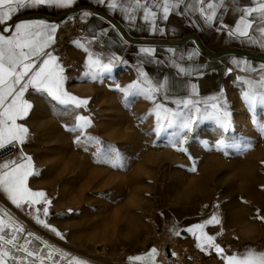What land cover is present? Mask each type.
Segmentation results:
<instances>
[{
  "label": "rangeland",
  "instance_id": "374dc122",
  "mask_svg": "<svg viewBox=\"0 0 264 264\" xmlns=\"http://www.w3.org/2000/svg\"><path fill=\"white\" fill-rule=\"evenodd\" d=\"M69 55L64 87L88 104L60 105L46 94L28 91L23 99L32 108L17 120L28 133L23 144L17 143L18 155L9 160L26 163L21 155L31 157L34 175L27 187L46 194L48 215L43 201L31 207L21 201L17 207L0 188V219L6 226L29 228L19 242L30 240L43 264H69L71 254L95 264H152L147 254L153 247L159 253L155 264H217L220 255L214 249L197 247L202 233L196 225L218 216L220 223L205 225L203 234L214 236L222 248L224 221L232 231L256 222L264 230V104L257 99L250 105L236 94L227 105V129L203 118V112L184 114L192 119L189 129L181 126L179 116L169 127L171 112L164 118L161 109L158 121L152 94L122 90L137 82L130 68L114 61L111 72H100L93 80L85 75L89 57L103 62L109 57L89 46L76 57ZM79 116L90 123L81 121L77 127ZM233 143L250 147H226ZM13 232L5 228L7 235Z\"/></svg>",
  "mask_w": 264,
  "mask_h": 264
},
{
  "label": "crops",
  "instance_id": "0c3cea01",
  "mask_svg": "<svg viewBox=\"0 0 264 264\" xmlns=\"http://www.w3.org/2000/svg\"><path fill=\"white\" fill-rule=\"evenodd\" d=\"M111 2L113 0H105L103 4L98 0H75L65 9L48 6L22 9L7 26L11 28L21 21L57 22L62 16H77L85 24V32L82 38L70 44V54L76 57L81 48L89 46L106 57L119 58L114 61L130 68L143 88L153 89L151 94L157 104L171 112L197 113L191 104L185 107L176 103L185 100L198 101L195 106L201 112L205 108L211 112L213 103L226 105L223 111L236 94L264 92L256 83L264 74V33L256 31L254 23L247 37L236 34L242 10L258 7L264 0H206L203 5L197 0H183L179 8L170 9L166 20L159 7L164 0H149L150 8L157 5L155 29L151 16L145 21L141 10L132 12L134 0H115L116 9L108 7ZM208 2L215 5L216 15L211 23L206 22L200 12L201 7L208 11ZM168 3L174 4L175 0ZM85 12L90 15L84 16ZM129 13L134 16L131 22L127 19ZM3 27L5 25H0ZM52 45L46 50L50 52ZM141 48H150L152 52L142 53ZM158 85L161 87L156 91ZM219 240L226 256L239 257L250 249L264 252V230L258 222L232 231L230 223L224 221ZM217 258V264H226L221 256Z\"/></svg>",
  "mask_w": 264,
  "mask_h": 264
},
{
  "label": "snow or ice",
  "instance_id": "6c2138e0",
  "mask_svg": "<svg viewBox=\"0 0 264 264\" xmlns=\"http://www.w3.org/2000/svg\"><path fill=\"white\" fill-rule=\"evenodd\" d=\"M183 0H175L174 4H169L168 0H164L159 5L163 10V19L168 18L170 9L179 8ZM201 5L206 3V0H197ZM75 3V0H0V25L5 27L0 28V149L5 148L7 145H14V143L23 144L27 136V127L18 124L17 120L27 116L29 110L32 108L31 103L23 99L25 92L29 88L33 89L36 93L46 94L51 100L57 102L60 105H72L79 108L82 105H87V99H81L75 95L70 94L64 87L66 77L64 76L65 68L58 62V58L46 49L54 42V36L58 29L57 22H45L43 20L37 22L21 21L15 23L11 28L7 26L8 22L12 20L13 16L22 9L37 8L40 6H48L56 9H65L71 7ZM98 3H105V0H98ZM135 7L132 8L134 13L137 9L143 13V19L145 21L152 17L153 28L155 29V18L158 13L156 11L157 5L149 7V0H134ZM111 9L118 7L115 0L108 4ZM187 7V5H185ZM215 5L212 2L207 3V10L204 7L200 8V12L204 14L206 22L211 23L215 17ZM254 13H258L254 16ZM90 13L85 12L84 16H88ZM127 19L131 22L134 16L129 13ZM257 24L256 31L264 33V3H260L258 7H246L242 10L240 18V24L237 26L236 34L241 37H247L249 35V29L253 27V24ZM14 29V31H13ZM3 33H9L4 35ZM140 51L145 54H151L152 49L141 48ZM114 59L109 57L107 62H103L100 58L93 60L89 57L88 69L85 73L86 76H91V79L96 80L100 72H111L114 67ZM123 62V61H121ZM264 72V67H262ZM141 76H145L143 72H140ZM261 89H264V74L261 75L260 80L256 82ZM117 88L120 86L117 85ZM159 87L155 89L159 90ZM126 94H134L133 90H137L144 94L149 95L151 98L152 88H140L139 82H133L126 88L122 89ZM244 99L253 105L257 102V99L261 104H264V92L250 91L244 93ZM177 104H183L185 107L193 105L197 113L201 112V109L195 105L199 102L191 100L176 101ZM207 102L205 101V104ZM156 116L158 121L161 117V109L165 114L164 118H168L170 109L163 108L158 104ZM226 108V105H218L213 103L211 105L212 111L208 112L207 108L204 109L203 118H212L217 121L221 128L227 129L230 127V113L222 111ZM183 117L182 127L189 129L192 123L191 117H186L184 113L171 112V118H169L168 126L171 127L175 123L176 117ZM77 127H80L79 122H83L84 125L90 123V120L85 116H79L77 118ZM157 131H160L158 124ZM260 131L264 134V126L260 127ZM91 139V138H89ZM79 142V137L77 138ZM175 146V141L172 142ZM180 143H183L181 140ZM219 141L218 144H222ZM243 146L250 147L248 145H241L239 143H233L226 145L227 148L240 150ZM185 151L184 149H178ZM21 160L25 162H18L16 159L4 162L0 164V188L7 193L12 203L17 207H21V201L31 207L33 204H39L41 201L46 205L43 208V214L48 215L47 205L51 204V201L46 197V194L42 191H32L27 187V179L30 175H34L32 160L30 156L21 155ZM195 169L193 168V171ZM39 213V209H37ZM38 222L39 217H37ZM214 223H220L218 216L213 215L203 224L196 225V229H199L202 233L197 237V247L201 251H207L208 249H214L217 255H220L222 259L226 261V264H264V252H255L254 250H248L246 254L242 256H226L224 255V249L215 243L214 236H207L203 234V228L205 225ZM11 227L14 229L13 234L7 235L5 228ZM47 227V225H45ZM26 230L15 224L9 226L4 225L3 220L0 219V264H9L11 260L12 264H35L36 260H41L43 264V256H38L37 251L30 249V240L24 238V243H20V234ZM51 231L56 235L61 234L52 228ZM190 233H194L192 228H189ZM179 235V232L175 233ZM29 237L33 234L28 233ZM63 238V237H61ZM39 239V237H36ZM204 241L201 243L200 241ZM5 245L10 247L5 248ZM52 251H49L47 258H51ZM17 253L20 255L18 256ZM148 258L155 264V258L159 255L158 250L153 247L147 254ZM174 255V253H173ZM63 256V254H61ZM134 259L140 260L142 257H135ZM69 264H83V262L76 258H71Z\"/></svg>",
  "mask_w": 264,
  "mask_h": 264
},
{
  "label": "built area",
  "instance_id": "2783aa9c",
  "mask_svg": "<svg viewBox=\"0 0 264 264\" xmlns=\"http://www.w3.org/2000/svg\"><path fill=\"white\" fill-rule=\"evenodd\" d=\"M58 29L54 36L50 52L58 58V62L67 67L70 62L69 46L82 38L85 32V24L75 15L62 16L58 19ZM19 152L17 143L7 145L0 149V164L16 157Z\"/></svg>",
  "mask_w": 264,
  "mask_h": 264
},
{
  "label": "bare ground",
  "instance_id": "6f19581e",
  "mask_svg": "<svg viewBox=\"0 0 264 264\" xmlns=\"http://www.w3.org/2000/svg\"><path fill=\"white\" fill-rule=\"evenodd\" d=\"M40 221H42V220H40ZM25 224V223H24ZM21 226L26 230V231H28L29 230V228L28 227H26V226H24L22 223H21ZM62 239H64V238H62ZM64 241L66 242V243H68L69 245H71V246H74V247H79V245L78 244H76V243H74L72 240H66V239H64ZM80 249V248H79ZM78 251V250H77ZM73 252V251H72ZM162 253L164 252L163 250L161 251ZM173 252V251H172ZM68 253V252H67ZM97 253H99V252H97ZM163 255V254H162ZM174 255H176V256H179L180 254H178V253H175ZM181 257V256H180ZM71 258H76L77 260H79V261H81V262H83V264H95V263H93V262H91V261H88L87 259H83L82 257H79V256H77V255H68V258L67 259H71ZM167 261H169V260H167ZM52 262V261H51ZM55 263V262H54ZM177 264H181V261H179Z\"/></svg>",
  "mask_w": 264,
  "mask_h": 264
}]
</instances>
